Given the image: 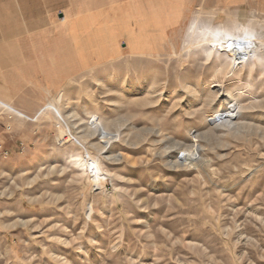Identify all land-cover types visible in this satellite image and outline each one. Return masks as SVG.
<instances>
[{"label": "rangeland", "instance_id": "rangeland-1", "mask_svg": "<svg viewBox=\"0 0 264 264\" xmlns=\"http://www.w3.org/2000/svg\"><path fill=\"white\" fill-rule=\"evenodd\" d=\"M168 5L143 38L55 36L38 92L0 100V264H264L263 17ZM207 33L259 50L207 64ZM216 81L253 102L233 128Z\"/></svg>", "mask_w": 264, "mask_h": 264}, {"label": "crops", "instance_id": "crops-1", "mask_svg": "<svg viewBox=\"0 0 264 264\" xmlns=\"http://www.w3.org/2000/svg\"><path fill=\"white\" fill-rule=\"evenodd\" d=\"M174 1L179 2L182 9L177 27L184 22L191 6H201L204 1L211 7L256 6L264 20V0ZM168 2L169 0H0V100L13 102L9 96L17 92L26 94L25 88L30 85L35 86L38 92L41 59L45 54H50V49L54 52L55 36L80 40L97 37L127 40L143 38L146 35L141 34L137 24L150 22L153 15H166ZM125 27L127 30H124ZM146 32L150 33L151 29L147 28ZM19 87H22L20 91L17 90ZM27 101L20 107L28 113L34 106Z\"/></svg>", "mask_w": 264, "mask_h": 264}, {"label": "bare ground", "instance_id": "bare-ground-1", "mask_svg": "<svg viewBox=\"0 0 264 264\" xmlns=\"http://www.w3.org/2000/svg\"><path fill=\"white\" fill-rule=\"evenodd\" d=\"M225 36L227 37V40L225 41H221V39H219L220 36L216 34L207 33L202 37L204 39V43L201 45L203 46L205 45L204 49L207 54V64L214 62L212 61L213 60L212 58H214L213 56L218 58L219 57L218 54L220 53V51L227 56L228 55L231 56L233 62H240L241 60L244 59L245 54L251 55L253 53L255 55L259 50V47L252 40V37L240 38L236 36L235 33H227L225 34ZM225 44L229 45V47H224L223 45ZM214 50H216V52H214ZM216 82L218 84L213 86V88H216V90L214 89L213 94L215 95V97L221 95L223 102L226 103V105H228L229 114L231 115V118L229 117V119H226V125L229 126L230 128H233L235 126V123L233 122L232 117L235 116L242 109L253 107V102L244 104L243 102L234 100L231 92H229L228 89H226V85L221 81H216ZM182 89L183 92H185L186 95L189 97L197 96L196 89L192 87V85L189 86L188 84H184L182 86Z\"/></svg>", "mask_w": 264, "mask_h": 264}, {"label": "built area", "instance_id": "built-area-1", "mask_svg": "<svg viewBox=\"0 0 264 264\" xmlns=\"http://www.w3.org/2000/svg\"><path fill=\"white\" fill-rule=\"evenodd\" d=\"M8 151L4 146V142L0 140V159H6L8 157Z\"/></svg>", "mask_w": 264, "mask_h": 264}, {"label": "snow or ice", "instance_id": "snow-or-ice-1", "mask_svg": "<svg viewBox=\"0 0 264 264\" xmlns=\"http://www.w3.org/2000/svg\"><path fill=\"white\" fill-rule=\"evenodd\" d=\"M224 47H229V45H227V44H225V45H223Z\"/></svg>", "mask_w": 264, "mask_h": 264}]
</instances>
